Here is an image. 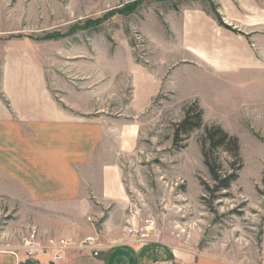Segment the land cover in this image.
I'll return each mask as SVG.
<instances>
[{
    "label": "rangeland",
    "instance_id": "374dc122",
    "mask_svg": "<svg viewBox=\"0 0 264 264\" xmlns=\"http://www.w3.org/2000/svg\"><path fill=\"white\" fill-rule=\"evenodd\" d=\"M132 5L129 15L109 16ZM215 9L237 31L220 25ZM263 22V0H0V44L30 40L59 106L104 127L100 164L120 167L127 192L126 222L114 220L118 231L127 235L133 222L153 228L152 240L174 246L179 264H264V71H237L231 51L248 45L263 67ZM52 35L65 37L44 39ZM195 106L201 127L177 141ZM212 127L239 141L241 159L223 148L214 152L223 174L239 176L217 200L203 185L214 186L203 156ZM100 207L104 217L86 220L101 236L89 225L79 228L72 251H86L79 246L88 238L113 243L103 225L114 207ZM53 213L73 210L35 205L0 175V251L13 254L0 262L66 264L75 252L64 251L61 260L51 247L42 253L49 240H69L59 238L69 226L52 223ZM33 234L42 246L31 257L21 247Z\"/></svg>",
    "mask_w": 264,
    "mask_h": 264
},
{
    "label": "crops",
    "instance_id": "0c3cea01",
    "mask_svg": "<svg viewBox=\"0 0 264 264\" xmlns=\"http://www.w3.org/2000/svg\"><path fill=\"white\" fill-rule=\"evenodd\" d=\"M31 45L26 39L0 44V175L35 205L72 209L70 216H49L52 223L66 222L67 230L57 231L53 224L50 229L56 230L59 238L76 243L80 242L78 229L86 225L91 227V234L101 236L93 223L105 215L100 206L114 207L103 225L104 236L107 238V233L113 243L102 245L98 256L88 250H71L75 253L65 256L66 264H90L93 257L101 258L99 264L181 263L182 256L174 246L164 242L135 245L126 236V229L122 234L118 231L122 225L115 221L126 222L127 192L120 167L100 164L99 148L105 129L101 123L76 118L59 106L49 90L39 51ZM248 47L231 50L235 55L234 69L264 71V62L260 67ZM262 52L264 58V45ZM231 65L225 67L235 66ZM6 193L11 194L9 188ZM91 214L94 216L90 225L86 218ZM117 232L119 238L114 235ZM0 255L13 256L1 251ZM15 259V264H21ZM48 259L49 256L40 257L43 262Z\"/></svg>",
    "mask_w": 264,
    "mask_h": 264
},
{
    "label": "trees",
    "instance_id": "16d2710c",
    "mask_svg": "<svg viewBox=\"0 0 264 264\" xmlns=\"http://www.w3.org/2000/svg\"><path fill=\"white\" fill-rule=\"evenodd\" d=\"M134 6H127L126 8L118 9L109 14V16L115 15V13L122 14V15H129L130 11H133ZM217 19L219 21V24L223 27L237 31L236 29L232 28L230 25L225 24L223 22L222 16L217 12L215 9ZM105 19H99V20H90L85 23V26L82 27L78 26L75 31L79 30H86L91 28H97L103 23L106 22ZM73 31L74 33H76ZM72 32V33H73ZM73 33V34H74ZM65 35H52L49 36V38L44 39H59L63 38ZM202 124V112L200 110L196 109V106L194 108H189L186 114V117L184 121L179 125V127L176 130V139L177 141L181 138L180 135H189L193 130L200 128ZM206 142L207 146L205 145L203 147V156L205 159V164L211 174L212 181L214 183L213 187H210L207 183H204L205 189L207 192L212 196L213 200L219 199L221 193L223 191L229 190L233 184L238 179L237 171H234L232 173L223 174L221 172V164L219 162V159L214 156V152L217 151L220 148H223L226 151L234 153V156L237 159V162L241 161L240 159V146L239 141L229 136L224 130L218 127H212L211 129L207 130L206 133ZM235 167V164L232 165Z\"/></svg>",
    "mask_w": 264,
    "mask_h": 264
},
{
    "label": "built area",
    "instance_id": "2783aa9c",
    "mask_svg": "<svg viewBox=\"0 0 264 264\" xmlns=\"http://www.w3.org/2000/svg\"><path fill=\"white\" fill-rule=\"evenodd\" d=\"M129 235H126L130 240L133 241L135 245H144L150 242L157 243L158 241L152 240V236L154 234L153 228L150 227H143L142 225L138 224V222L130 223L129 225ZM45 242V241H44ZM23 247L29 256L34 255L37 251L41 248L40 241L37 240V236L35 235H28L24 236L23 240ZM48 247H51L52 250H55V259L54 260H61L62 254L71 250V248L76 247L75 243L71 240L62 239L59 242L49 240L46 243V249L42 253H47L49 250ZM80 248L84 250H88L94 256H98L99 250L102 248V244L99 242V239L95 238H88L80 243ZM19 248V249H21ZM62 253V254H61ZM61 254V256H60ZM32 257V256H31Z\"/></svg>",
    "mask_w": 264,
    "mask_h": 264
},
{
    "label": "bare ground",
    "instance_id": "6f19581e",
    "mask_svg": "<svg viewBox=\"0 0 264 264\" xmlns=\"http://www.w3.org/2000/svg\"><path fill=\"white\" fill-rule=\"evenodd\" d=\"M33 235H35V236H36V234H33ZM127 235H129V233H128Z\"/></svg>",
    "mask_w": 264,
    "mask_h": 264
}]
</instances>
